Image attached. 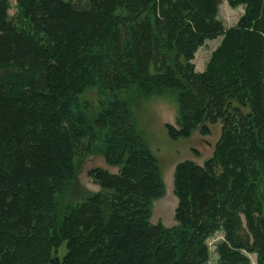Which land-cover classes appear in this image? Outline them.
<instances>
[{"label": "trees", "instance_id": "obj_1", "mask_svg": "<svg viewBox=\"0 0 264 264\" xmlns=\"http://www.w3.org/2000/svg\"><path fill=\"white\" fill-rule=\"evenodd\" d=\"M227 1L232 26L222 0H0V264H206L218 233L219 264H264V0ZM166 93L171 137L222 122L204 164L176 165L172 226L152 221L166 183L132 109ZM92 155L118 171L90 168L101 189L60 217Z\"/></svg>", "mask_w": 264, "mask_h": 264}, {"label": "rangeland", "instance_id": "obj_2", "mask_svg": "<svg viewBox=\"0 0 264 264\" xmlns=\"http://www.w3.org/2000/svg\"><path fill=\"white\" fill-rule=\"evenodd\" d=\"M12 8L11 14L15 12V0H10ZM244 12L243 6L232 7L227 0H222L220 4L219 17L226 26L235 25ZM222 36L208 39L204 45L199 47L195 54L194 63L196 69L203 71L210 58L212 51L220 44ZM90 105V113H94L97 108L99 95L96 88L88 89L83 95ZM134 115L137 119L139 128L145 133L150 148L157 157L161 171L166 183V194L153 201L152 221L162 220L167 226L176 223L175 208L178 204V197L174 193V171L176 165L186 159L194 160L199 164H204L205 160L213 153L214 146L219 139L222 131V122L210 124L211 133L202 134L197 128L188 137L173 138L170 136L167 123L177 125L178 104L176 95L166 93L152 97H142L132 104ZM103 166L112 172H117L119 167L108 165L101 155H92L84 160L81 171L76 180L70 184L67 190L59 197V214L62 217L67 208V204H77L81 202L87 194L95 193L101 189L89 176L88 170L92 167ZM79 191V192H78ZM84 191V197L82 192ZM222 236L218 233L209 239L210 258L206 264H219L218 256L215 251V243ZM66 251V242L59 248V255L62 256ZM251 264H257V255L249 254Z\"/></svg>", "mask_w": 264, "mask_h": 264}]
</instances>
